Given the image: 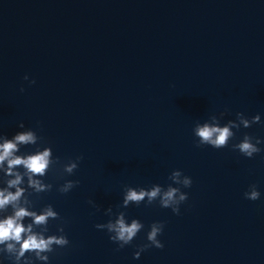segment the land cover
<instances>
[{
    "label": "water",
    "instance_id": "obj_1",
    "mask_svg": "<svg viewBox=\"0 0 264 264\" xmlns=\"http://www.w3.org/2000/svg\"><path fill=\"white\" fill-rule=\"evenodd\" d=\"M221 112L220 126L238 112L261 122L226 148L196 147L195 125ZM27 129L42 140L18 154L59 159L43 177L52 190L29 197L61 218L46 236L62 226L70 242L49 264H264V143L251 159L232 150L245 134L264 141V0H0V142ZM176 170L192 180L180 215L121 207L129 187L166 189ZM119 212L144 229L117 250L95 225ZM155 222L164 248L133 259Z\"/></svg>",
    "mask_w": 264,
    "mask_h": 264
},
{
    "label": "clouds",
    "instance_id": "obj_2",
    "mask_svg": "<svg viewBox=\"0 0 264 264\" xmlns=\"http://www.w3.org/2000/svg\"><path fill=\"white\" fill-rule=\"evenodd\" d=\"M24 79L28 80V77L25 76ZM30 83L34 84L35 81H30ZM224 115L225 112H221L219 117L212 115L203 124L195 125L193 135L197 138L196 147L207 145L217 150L226 148L229 141L235 138L233 129L239 131L241 126L248 129L261 122L259 114L249 119L243 113L238 112L235 120H229L224 126H220V120ZM24 127L23 123L19 124V128L24 129ZM2 137L0 173L3 176L0 177V183L4 187H0V255H3L10 264H36L37 261L40 264H49V254L54 253L56 248L67 247L70 242L64 235L62 226L57 228L60 235L46 236L49 221L61 218L51 205L42 208L39 213L29 210L30 207L34 208L29 197L52 190V184H46L43 177L54 164L59 163V159H53L51 147H43V149L36 147L34 152L18 154L22 147L35 146L41 142L42 138L31 129L17 132L10 139L7 136ZM262 143L264 141L261 139L245 134L239 143L232 144V150L251 159L262 151L258 147ZM82 159L83 157H77L75 161H69L63 166V173L72 175ZM169 180L177 187H173L172 184L166 189L160 185H152L150 189L129 187L124 193L121 207H129L130 202L139 206L146 201V206H149L158 201L161 208L171 209L173 214L180 215V205L188 200L187 193L181 189L190 188L192 180L179 170L173 171ZM78 183V181H66L58 188V191L61 194H67ZM260 195L257 186L253 184L244 193V198L256 201L260 199ZM89 203L92 202L89 201ZM9 209H11L10 213ZM105 215L113 216L112 208H108ZM26 219L31 222L25 224ZM95 227L98 230L107 231L110 241L118 246L117 250L131 245L138 233L144 229V225L137 219H132L129 223L124 212L115 214V219H109L105 224H96ZM163 229L164 224L161 222L151 224L146 234L147 243L138 248L133 259H140L141 253L150 248L163 249L164 244L158 239L163 234Z\"/></svg>",
    "mask_w": 264,
    "mask_h": 264
}]
</instances>
